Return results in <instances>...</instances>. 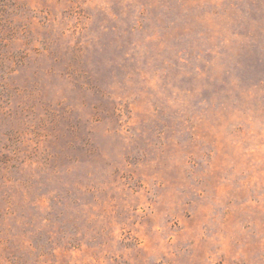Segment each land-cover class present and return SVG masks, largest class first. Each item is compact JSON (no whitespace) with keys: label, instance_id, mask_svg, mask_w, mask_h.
Instances as JSON below:
<instances>
[{"label":"rangeland","instance_id":"374dc122","mask_svg":"<svg viewBox=\"0 0 264 264\" xmlns=\"http://www.w3.org/2000/svg\"><path fill=\"white\" fill-rule=\"evenodd\" d=\"M0 264H264V0H0Z\"/></svg>","mask_w":264,"mask_h":264}]
</instances>
